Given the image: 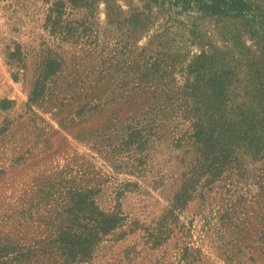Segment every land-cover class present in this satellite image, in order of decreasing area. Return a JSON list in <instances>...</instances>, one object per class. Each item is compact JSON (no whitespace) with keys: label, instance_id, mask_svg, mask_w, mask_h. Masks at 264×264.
<instances>
[{"label":"rangeland","instance_id":"374dc122","mask_svg":"<svg viewBox=\"0 0 264 264\" xmlns=\"http://www.w3.org/2000/svg\"><path fill=\"white\" fill-rule=\"evenodd\" d=\"M177 1L0 0V264H264V19Z\"/></svg>","mask_w":264,"mask_h":264},{"label":"trees","instance_id":"16d2710c","mask_svg":"<svg viewBox=\"0 0 264 264\" xmlns=\"http://www.w3.org/2000/svg\"><path fill=\"white\" fill-rule=\"evenodd\" d=\"M177 2H179L181 8L185 10L194 8L195 10L200 12L220 15L252 14L258 18L264 19V15L256 12L255 7L246 0H178ZM55 63L56 62L54 60H48L46 62L47 72L53 70V68H51V65ZM208 103H211V101ZM249 119L251 120V118ZM252 120L255 119L253 118ZM223 124L224 122L221 120L218 114L216 116L209 115L208 118H205L204 121V125L207 127L206 131L210 132V135L208 133L206 136L201 138V140H203L202 142L205 143L204 152L206 154L204 157L212 158V160L210 161L211 163L205 167L206 171L210 172L212 175L220 174L231 163L229 159L231 155V149L228 145H231L233 138H228L231 134V131H227L225 129L223 131H220ZM201 125L202 124L199 123V127H201ZM214 126L217 129H215V134H212L214 132ZM260 132L261 131L259 130H252V133L250 135V137L252 138V142L254 143V151L264 149V146L261 143L264 135L262 134L261 136ZM223 135L225 136V138ZM175 201L181 203L183 201V197L181 195H176ZM75 203H79V197L77 198ZM87 207L91 208L87 210V213L89 214L88 220L90 221V237H94L96 233L107 231L109 228L113 227L115 220L112 216L102 215L98 211L94 210V206L91 202L89 204L87 203ZM66 246L69 247L68 251H72L73 253H75L74 255H78V253L82 255L88 254V246L87 249L84 247L82 251V245L79 243H68Z\"/></svg>","mask_w":264,"mask_h":264}]
</instances>
